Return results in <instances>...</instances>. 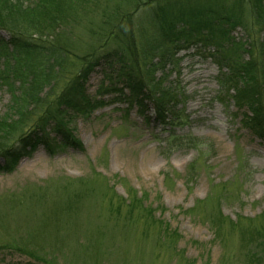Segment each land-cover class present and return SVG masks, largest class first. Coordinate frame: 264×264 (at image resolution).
Returning a JSON list of instances; mask_svg holds the SVG:
<instances>
[{"label":"rangeland","instance_id":"374dc122","mask_svg":"<svg viewBox=\"0 0 264 264\" xmlns=\"http://www.w3.org/2000/svg\"><path fill=\"white\" fill-rule=\"evenodd\" d=\"M234 1L153 0L148 4L147 0H94L75 25L74 36L80 38V51L98 46L104 33L100 28L103 12L117 10L120 17L129 14L126 20L130 32L142 49L146 34L156 23L152 18L157 7L164 15H177L185 4L217 11ZM241 10L245 18L243 4ZM230 35L243 42L247 32L239 26ZM0 39L6 42L8 35L0 31ZM200 46L192 44L188 51L180 52L176 67L158 71L155 77L162 78L163 86L171 87L178 96L176 134L206 140L209 148L200 157L194 150L166 154L162 147L167 133L154 123L150 105L147 109L127 108L118 93L97 94L102 85H107L105 73L112 75L122 65L97 67L85 80L84 88L93 103L102 104L95 103L88 116L76 117L70 125L81 148L52 153L38 143L32 150L25 148L10 173H0V248L7 244L26 251L44 247L54 264H239L246 246L237 229L230 230L225 222L217 233L205 215L215 217L214 201L223 220L264 223V142L242 127V111L220 101L215 81L218 65L210 56L213 50ZM3 62L0 58V65ZM115 87L121 89L120 85ZM9 100L7 90L0 87V117ZM49 139L51 144H57L53 135ZM195 161L196 169L189 172ZM239 163L247 167L241 170ZM94 171L106 178L110 189L88 186L86 193L82 188L85 195L76 197L87 207H77V201L72 199L71 210L67 211L71 203L60 201L61 194L50 185L51 195L31 202L26 197L27 203L10 207L12 200L8 196L20 193L26 186H32L30 192L36 193V186L50 182L59 181L54 185L57 188L65 186L66 182H61L64 178L78 186L79 179L90 178ZM134 192L137 197H147L143 205L153 211L155 223L144 207L136 206L131 211L124 206ZM94 194L97 201L93 204ZM26 200L22 198L20 202ZM159 224L178 234L173 247L168 241H160ZM102 235V241H91L102 250L90 261L91 256L87 258L81 252L95 249L88 246L87 240ZM0 264L33 261L15 251L0 249Z\"/></svg>","mask_w":264,"mask_h":264},{"label":"trees","instance_id":"16d2710c","mask_svg":"<svg viewBox=\"0 0 264 264\" xmlns=\"http://www.w3.org/2000/svg\"><path fill=\"white\" fill-rule=\"evenodd\" d=\"M93 1L0 0V31L8 35L6 42L0 39V58L4 61L0 65V87H4L10 96L6 112L0 117V173H10L25 148L32 150L38 143H43L52 153L66 148L79 150L81 144L74 137L70 125L74 118L88 116L95 103L102 104L99 101L93 103L86 95L85 80L95 68L113 67L115 63L122 65L114 72L117 76L105 73L107 85H102L97 94L118 93L119 100L127 108L147 109L150 105L154 123L167 133L163 151L172 154L194 150L200 157L209 148L208 143L191 134H176L178 96L174 95L171 87L163 86L162 78L155 77L158 71L164 72L168 67L174 69L178 63L177 55L188 51L192 44H201L203 50H213L210 56L218 65L215 81L220 101L231 103L238 112L242 111V127L264 142V0H235L230 7L217 11L208 6L185 4L177 15L169 12L164 15L157 7L152 18L156 23L146 34V46L142 49L130 32L129 20H126L129 14L120 17L117 10L110 14L106 11L100 22L104 33L98 46L80 51L82 44L80 38L74 36L75 25ZM152 2L147 0L148 4ZM242 4L245 18L242 10L239 11ZM239 26L247 32L243 42L230 35ZM116 84L121 86L120 90L116 89ZM50 135L57 144L50 143ZM197 163L193 162L188 171H194ZM244 164L239 163L241 170L247 167ZM64 181L66 185L58 188L54 185L59 181L36 186L39 188L36 193L30 192L32 186H26L20 193L8 196L12 200L10 207L27 203L26 197L29 202L38 201V197L51 195L54 188L61 194L60 201L65 199V205L71 203L67 208L70 211L72 199L77 201V207H87L78 200L80 195H85L82 188L86 193L88 186H103L105 191L110 189L106 178L96 171L88 179H79L81 183L78 186L72 185L74 183L70 179L61 180ZM56 197L60 198V195ZM91 197H94V204L96 195ZM22 198L26 201L20 202ZM129 198V203L126 204L125 200L124 206L132 211L136 206L143 208L147 197L143 194L137 197L134 192ZM212 203L216 215L213 217L208 213L205 217L212 220L216 232L227 222L230 230L237 229L245 243L246 252L238 258L239 264H264V223L250 219L235 223L223 220L218 204ZM119 206L115 207L118 209ZM144 211L155 223L153 211L149 207H144ZM159 226L160 241H168V245L173 247L179 240L178 234L171 232L165 224ZM103 238V235L97 239L90 238L87 244L95 249L80 252L87 258L91 256L88 259L93 261L102 248L92 245L91 241H102ZM61 244L63 246L64 243ZM0 249L25 255L33 264H54L52 259H48L49 253L44 247L26 251L7 244Z\"/></svg>","mask_w":264,"mask_h":264}]
</instances>
